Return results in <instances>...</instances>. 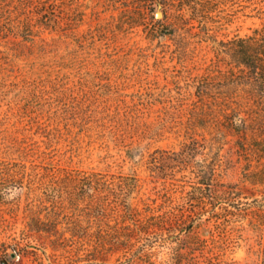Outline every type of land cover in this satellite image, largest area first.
<instances>
[{"label":"rangeland","instance_id":"374dc122","mask_svg":"<svg viewBox=\"0 0 264 264\" xmlns=\"http://www.w3.org/2000/svg\"><path fill=\"white\" fill-rule=\"evenodd\" d=\"M208 10L193 16L192 26L176 28L160 7L149 13L115 0H0V162L11 166L0 169V264H143L132 253L96 260L76 174L135 176L139 187L130 201L164 207L196 181L184 161L202 162L213 150L220 183L260 195L233 143L220 150L198 144L179 161L191 146L197 85L215 59L216 41L260 26L264 0H220ZM220 216L219 226L210 214L195 218L182 244L178 230L166 234L156 264H195L186 260L193 257L187 246L176 260L179 246L194 245L191 236L208 240L222 264H262L251 215ZM37 219H73L80 238L61 252L43 237L23 257L11 256L12 247L26 243L27 223ZM66 229L60 233L69 238ZM195 255L196 264H207Z\"/></svg>","mask_w":264,"mask_h":264},{"label":"trees","instance_id":"16d2710c","mask_svg":"<svg viewBox=\"0 0 264 264\" xmlns=\"http://www.w3.org/2000/svg\"><path fill=\"white\" fill-rule=\"evenodd\" d=\"M115 1L124 7L149 13L155 12L158 7L163 8L168 14V25L177 28L192 26L193 16L200 13L204 16L220 0ZM40 3L48 5L46 1ZM202 25L206 26L208 22L204 21ZM215 44V59L198 81V100L189 119L191 146L179 154V161L182 163L181 160L196 153L198 144L220 150L225 144L233 143L239 159L245 161V177L253 188L261 187L260 195L246 194L247 188L239 184L220 183L214 157L217 152L213 150L210 151L213 155L207 153L202 162L184 161L189 162L184 163L185 168H191L196 181L179 201L174 197L167 198L164 207H153L140 200L138 202L144 206L140 208L139 203L130 201L131 194L139 187L135 176L101 172L76 174L72 182L77 191L85 193L80 199L84 202V215H89V223L94 229L96 260L106 263L110 255L120 254L121 257L132 253L135 263L156 264L158 253L155 249L160 241L166 239V234L178 230L177 239L182 244L181 236L192 233L195 218L210 214L219 226L223 225L220 215L241 213L251 215L249 224L261 234L264 264V17L260 26L250 34H237L220 39ZM17 166L26 168L25 164ZM8 167L11 166L0 162V169ZM63 225L70 234L69 238L60 233ZM24 233L26 243L22 245L20 242L12 247L11 256L23 257L29 253V246L43 237L49 238L53 250L61 252L67 250L69 242L80 238L73 219L33 220L27 223ZM191 239L195 240L194 245L177 248L176 260L182 259L180 250L187 246L193 256L186 259L189 263H192L191 260L197 263V251L207 264L224 262L214 260L213 247L208 240L200 236H191ZM213 241L217 244L215 238ZM2 251L4 255L9 254L6 248ZM225 264L233 263L225 261Z\"/></svg>","mask_w":264,"mask_h":264},{"label":"water","instance_id":"95a60500","mask_svg":"<svg viewBox=\"0 0 264 264\" xmlns=\"http://www.w3.org/2000/svg\"><path fill=\"white\" fill-rule=\"evenodd\" d=\"M156 15H157V17H161L162 13L160 11H158Z\"/></svg>","mask_w":264,"mask_h":264}]
</instances>
